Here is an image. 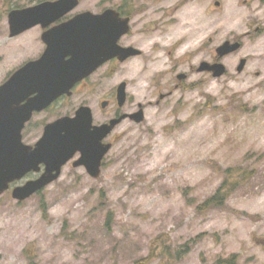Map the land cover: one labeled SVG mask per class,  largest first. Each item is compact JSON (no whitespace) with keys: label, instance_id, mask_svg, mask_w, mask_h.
<instances>
[{"label":"rangeland","instance_id":"obj_1","mask_svg":"<svg viewBox=\"0 0 264 264\" xmlns=\"http://www.w3.org/2000/svg\"><path fill=\"white\" fill-rule=\"evenodd\" d=\"M36 3L0 0V84L43 51L38 25L8 30L11 9ZM110 7L130 17L119 43L141 54L107 61L36 122L86 104L102 123L117 107L100 103L122 81L118 111L140 103L143 120L105 138L98 177L70 160L23 203L0 197V264H264V0H80L63 18ZM225 40L241 47L219 59L224 74L197 72ZM225 179L224 204L202 208Z\"/></svg>","mask_w":264,"mask_h":264},{"label":"water","instance_id":"obj_2","mask_svg":"<svg viewBox=\"0 0 264 264\" xmlns=\"http://www.w3.org/2000/svg\"><path fill=\"white\" fill-rule=\"evenodd\" d=\"M79 1L44 0L8 12L10 37L39 25L45 29L40 35L45 47L37 58L26 61L0 84V194L10 182L29 171H39L43 165L38 178L12 190L13 198H28L56 180L62 166L76 152L79 157L72 165L83 166L91 177H98L102 159L112 146L110 142L104 143V138L126 117L135 122L143 120V108L139 104L138 110L132 114H123L108 123L93 124L90 107L82 105L73 115L48 122L34 146L21 142L20 131L33 111L43 110L62 94L70 95L77 82L106 61L112 58L124 61L141 52L136 47L118 43L130 29V17L122 16L111 7L99 13L79 12L50 26L76 8ZM240 47L239 41L225 40L215 49L217 61L203 60L197 71H210L213 77L221 76L226 67L219 59ZM245 63V58L240 59L236 68L238 72L243 70ZM184 77V73L178 75L179 80ZM116 99L120 106L125 103V81L117 85ZM106 104L103 101L101 106Z\"/></svg>","mask_w":264,"mask_h":264},{"label":"flooded vegetation","instance_id":"obj_3","mask_svg":"<svg viewBox=\"0 0 264 264\" xmlns=\"http://www.w3.org/2000/svg\"><path fill=\"white\" fill-rule=\"evenodd\" d=\"M66 18H63V19H60V20H57V21H55L54 22V24H51L50 26H52V25H55V24H58V23H61V22H63V20H65ZM49 26V27H50ZM40 27V26H39ZM48 27V28H49ZM41 28V33L45 30V29H43L42 27H40ZM47 29V28H46ZM255 31H264V18H263V21H259L258 22V24L256 25V27H255ZM40 33V34H41ZM121 39V38H120ZM211 39V38H210ZM209 39V40H210ZM120 41V40H119ZM120 45H122V46H133V45H131V44H127V45H125V44H122V43H119ZM43 46H44V44H43ZM43 49H44V47H43ZM215 49H216V46H215V48H214V52H215ZM140 55V54H139ZM134 57V56H133ZM128 59V58H127ZM111 61H115V62H118L119 60H118V58H112L111 60H109V62H111ZM217 61V58L216 57H214V58H211V60H207V62H209V63H214V62H216ZM119 62H121V61H119ZM196 71H197V69H196ZM95 72V71H94ZM93 72V73H94ZM197 72H199V71H197ZM207 73H209L210 71H206ZM92 73V74H93ZM92 74H90L89 76H87L86 78H84V79H82L81 81H79V82H77L74 86H73V88L71 89V94L70 95H67V94H62V95H60L56 100H54L49 106H47L46 108H44L43 110H41V111H33L32 112V114H31V117L29 118V120H27L26 122H25V124H24V126H23V128L21 129V131H20V140H21V142L22 143H24V144H27V145H30V146H34L35 145V143L39 140V138L41 137V135H42V133H43V130H44V126L48 123V122H51V121H53V120H55L56 118H58V117H61V116H64V115H69V114H72V113H69V114H67V113H65V114H61V115H59V116H56L53 120H51V121H48V122H46L43 126H42V130L40 131L39 130V125H38V122H36V117L42 112V111H45V110H47V109H49V108H51L53 105H55V104H57V103H59V102H61V101H63V102H66L67 103V101L71 98V96L73 95V93L76 91V89L80 86V85H83V84H86L88 81H89V77L92 75ZM185 74V73H184ZM211 74V73H210ZM178 75H179V73L176 75V78H177V80H179L178 79ZM187 76H186V74H185V77L183 78V79H185ZM7 78V77H6ZM5 78V79H6ZM182 80V79H181ZM116 88H117V86L115 87V90H114V95H113V97L111 98V99H106V100H102L101 101V103L103 102V101H106L107 102V104H108V102H112V104H113V106H116L117 107V111H114L113 112V114H112V117H110L108 120H106V121H104V122H102V123H108L111 119H113V118H117V117H119V116H121V115H123V114H125V115H129V114H132V113H134L135 111H133V112H122V113H120L119 111H118V109H120V107H122L123 105H119L118 104V102H117V99H116ZM167 95H169V94H167ZM126 98H127V95H126ZM159 98H160V95H159ZM114 99H115V102H114ZM126 102V101H125ZM101 103H100V105H101ZM140 104V103H139ZM139 104L137 105L138 106V108H139ZM82 105H85V106H89V105H86V104H80L79 106H82ZM78 106V107H79ZM90 107V106H89ZM102 107V106H101ZM126 118H129V119H131L130 117H126ZM105 142H110V141H106V140H104ZM111 143V142H110ZM76 155V158L77 157H79V153H76L75 154ZM43 168H44V166L43 165H40V170L39 171H34V170H32V171H29V172H27V173H25L23 176H21L19 179H15V180H13L12 182H10L9 184H8V187L0 194V197L1 196H10L11 198H12V190L14 189V187H16V186H21V185H23L25 182H27V181H30V180H34V179H36V178H38L39 176H40V174H41V171H43ZM36 193H38V192H35L34 194H32L31 196H29L28 198H26V199H23V200H16V199H14V198H12L13 200H15L16 201V204H20V203H23V201H25V200H27V199H29L30 197H33V196H35L36 195Z\"/></svg>","mask_w":264,"mask_h":264},{"label":"trees","instance_id":"obj_4","mask_svg":"<svg viewBox=\"0 0 264 264\" xmlns=\"http://www.w3.org/2000/svg\"><path fill=\"white\" fill-rule=\"evenodd\" d=\"M35 2H40L43 0H33ZM118 11L121 13V15H124L120 9ZM227 181L226 179L221 182L219 187L216 189V191L208 196L203 203L200 205L202 208H213V207H218L224 204L226 197H227V192L225 191V185ZM215 264H236V256L232 255L229 258L226 259H218Z\"/></svg>","mask_w":264,"mask_h":264}]
</instances>
